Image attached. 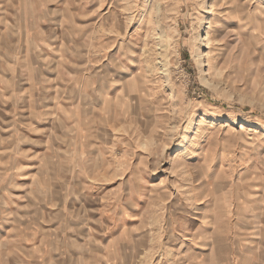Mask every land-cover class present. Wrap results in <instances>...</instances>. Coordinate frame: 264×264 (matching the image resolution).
Here are the masks:
<instances>
[{"label": "rangeland", "instance_id": "374dc122", "mask_svg": "<svg viewBox=\"0 0 264 264\" xmlns=\"http://www.w3.org/2000/svg\"><path fill=\"white\" fill-rule=\"evenodd\" d=\"M1 25L33 54L0 50V264H264V0H0Z\"/></svg>", "mask_w": 264, "mask_h": 264}, {"label": "crops", "instance_id": "0c3cea01", "mask_svg": "<svg viewBox=\"0 0 264 264\" xmlns=\"http://www.w3.org/2000/svg\"><path fill=\"white\" fill-rule=\"evenodd\" d=\"M27 2V1H26ZM31 4H32V2H31ZM30 23L31 22H27V20H26V25H24V27H23V34H22V42L24 43V42H27V41H31V42H37V44L42 48V55L46 58V60H48V61H51V62H54L55 63V70H56V73L58 74L59 72H60V69L62 68V65H63V63L61 62V61H63V59H65V57H63V55H61L59 52H57V51H54V53H52L50 50H49V48H47V46H46V44H47V39L48 38H44V36H42V38H41V40H37V37H36V34H39L37 31L36 32H33V34H32V36H29L31 33H32V26L30 25ZM43 29L45 28L44 26H43V22L41 23V25H40ZM8 29H10V27L9 26H3V25H1L0 26V50L1 49H3V50H1V52H3L4 54H5V56L8 58V56H13L14 54L16 55V58L17 59H23V58H28V57H30V54H33V53H30L29 52V50H27L26 48L23 50V51H21V52H17V54H16V52H15V50L12 52V51H9V50H5V48H6V42H5V38H8V36L10 35L9 34V30ZM11 37V38H10ZM9 39H10V44H12V43H14L15 42V44H17L18 42H19V40L18 39H16L15 37H12V36H9ZM3 41L5 42V48H3L2 47V43H3ZM45 50H48V51H45ZM9 52V53H8ZM2 53V54H3ZM56 53V54H55ZM53 63V64H54ZM11 65V64H10ZM12 66V65H11ZM25 65H21V66H19L18 68H17V70L19 71V72H23V70H24V67ZM24 67V68H23ZM2 68H3V66H1V70H0V75L2 74ZM45 68H44V66H43V70H44ZM4 70H7L6 68L4 69ZM21 72V73H22ZM20 73V74H21ZM44 73V72H43ZM19 74V75H20ZM17 75V74H16ZM21 76H22V74H21ZM0 77H2V76H0ZM1 91H2V87H1V83H0V93H1ZM2 101V100H1ZM31 101V100H30ZM30 101H29V103H30ZM3 103V102H2ZM10 121V124L12 123V122H15L14 121V119H12V118H10L9 119ZM6 122H7V120H6ZM9 134H10V136L12 135V132L10 131L9 132ZM8 247V252H9V256H13V257H15L14 255H13V253H15V251L17 250L16 248H17V243H9V245L7 246ZM14 264H18V261H17V256L14 258ZM24 261H30L29 263L30 264H33V263H36V264H40V263H37V262H39L38 260H31V259H27V258H25L24 259ZM33 263H32V262ZM11 264H13V263H11ZM21 264H25V262L24 263H21ZM41 264H45V261H44V259H42V262H41Z\"/></svg>", "mask_w": 264, "mask_h": 264}, {"label": "bare ground", "instance_id": "6f19581e", "mask_svg": "<svg viewBox=\"0 0 264 264\" xmlns=\"http://www.w3.org/2000/svg\"><path fill=\"white\" fill-rule=\"evenodd\" d=\"M231 12H232V11H231ZM207 37H208V38H207ZM206 38H207L208 40H211V37L209 36V31H208V33H207Z\"/></svg>", "mask_w": 264, "mask_h": 264}]
</instances>
